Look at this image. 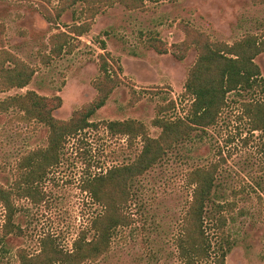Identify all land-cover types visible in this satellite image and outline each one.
Returning a JSON list of instances; mask_svg holds the SVG:
<instances>
[{"label":"rangeland","instance_id":"rangeland-1","mask_svg":"<svg viewBox=\"0 0 264 264\" xmlns=\"http://www.w3.org/2000/svg\"><path fill=\"white\" fill-rule=\"evenodd\" d=\"M80 8L65 12L54 23L44 18L37 1L0 0V47L5 46L36 71L29 86L0 93V101L27 91L47 98L59 96L62 106L54 116L66 121L96 97L99 56H106L109 69L121 81L91 119L98 127L68 140L59 165L39 186L41 202H15L14 224L23 233L5 240L0 264H16L18 249L37 251L39 240L46 235L71 250L79 233L102 211L84 190L86 183L114 167L130 164L141 150L140 139L129 146L126 137L108 134L103 123L135 120L146 126L151 138H157L161 131L152 121L158 108L173 101L176 110L169 109L162 116H183L186 100L181 96L197 53L192 48L178 61L170 51L159 54L158 50L183 42L185 24L214 42L230 45L246 35L264 34V5L249 0H159L134 11L116 5L95 19L71 54L44 64L50 36L80 22ZM255 62L264 80V53ZM262 87L264 84L252 92L229 95L228 107L215 127L180 143L131 183L126 212L132 225L115 232L110 251L98 262L86 264H183L175 240L191 198L186 175L215 162L219 163L215 201L236 204L225 228L226 237L233 242L226 264H264V131L251 133L240 110L241 103L261 98ZM20 116L13 110L0 114V185L4 187L14 184L21 158L47 145L46 127L23 123ZM2 213L0 209V228ZM207 227L213 228L209 219ZM89 235L91 238L92 232Z\"/></svg>","mask_w":264,"mask_h":264},{"label":"trees","instance_id":"trees-1","mask_svg":"<svg viewBox=\"0 0 264 264\" xmlns=\"http://www.w3.org/2000/svg\"><path fill=\"white\" fill-rule=\"evenodd\" d=\"M40 4L44 18L56 23L65 12L80 6L79 18L71 26H64L49 38V54L44 60L48 64L53 58L71 54L75 42L88 34L95 19L107 9L116 5L129 11L143 10L148 3L159 0H34ZM168 2L176 0H165ZM253 5H264V0H249ZM55 3L54 6H52ZM49 7H52L50 10ZM185 40L170 49L164 46L159 54L171 53L183 61L194 48L197 57L189 69L181 99L186 100L183 116L163 117L169 110H176V103L158 108L152 126L160 129L157 138H151L148 129L135 120L103 123L111 136L126 137L129 146L140 139L141 150L137 157L125 166L114 167L105 174L91 178L85 185L91 200L102 211L91 219L86 230L79 233L71 250H65L57 238L46 235L39 240L38 250L30 253L18 249L16 264H86L98 262L112 246L115 232L132 225L127 214L131 199V183L158 164L177 145L195 138L197 133L215 127L228 107L231 94L252 92L261 84L262 74L255 60L264 53V34L246 35L233 44L214 42L210 36L187 24L182 27ZM3 33L0 31V37ZM157 43V42H154ZM102 50L106 45L101 43ZM45 57V56H44ZM100 78L94 82L97 95L92 102L74 112L69 120H59L54 113L61 108L59 96L47 98L34 91L8 96L0 101V114L16 111L23 123L35 122L48 130L47 145L33 150L17 163V178L10 187L0 185V250L5 240L22 235V229L14 224L18 208L17 200L27 199L41 202L40 184L50 171L56 168L69 139L79 136L89 128H97L93 116L102 109L112 92L121 84L112 70L106 56H99ZM121 70V69H120ZM36 71L16 57L5 46L0 47V93L22 90L30 85ZM260 99L241 103V118H245L251 133L264 131V87ZM219 163L196 167L186 175L191 188V198L182 218L175 240L177 255L183 264H226V258L233 248V242L226 237L225 228L230 221L236 204L215 201L216 180ZM208 219L213 228L207 227ZM92 232V237L89 234Z\"/></svg>","mask_w":264,"mask_h":264}]
</instances>
